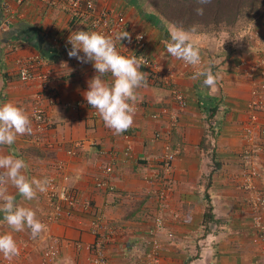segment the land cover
Returning a JSON list of instances; mask_svg holds the SVG:
<instances>
[{
  "label": "crops",
  "instance_id": "obj_1",
  "mask_svg": "<svg viewBox=\"0 0 264 264\" xmlns=\"http://www.w3.org/2000/svg\"><path fill=\"white\" fill-rule=\"evenodd\" d=\"M3 1L12 8L9 29L2 24ZM86 2L93 10L108 7L126 15L131 29L118 38L127 48L123 57L99 47L89 18H74L40 0H0V164L5 175L0 184V264H91L86 246L95 240L88 224L93 216L105 225L103 252L112 264H132L152 238L160 244L158 264H264V243L255 241L239 159L249 89L264 88L263 79L250 80L236 66L241 59L256 58L255 39L242 41L221 61H208L207 67L202 63L200 69L207 71L195 75L180 67L179 52L199 57L201 46L213 50L218 41L208 33L176 29L145 0H84V6ZM259 28L264 41V23ZM136 31L145 34V52L159 68L177 72L185 108L166 86L142 74L133 56L137 52L128 43ZM26 60L45 73L54 96L51 105L42 100L49 124L39 133L32 119L38 82H23L18 74ZM115 84L123 87V102L112 106L110 117H92L93 109L112 105ZM129 107L133 111L127 114ZM157 131L163 133L159 140ZM77 141L84 143L75 146ZM166 142L177 155L171 181L159 195L161 181L144 177L165 176L161 158ZM59 163L68 176L64 182L55 171ZM49 177L80 201H89L91 210L49 200ZM102 178L113 184L112 190L97 185ZM254 181L264 189V174ZM208 203L213 218L204 222ZM53 214L35 231L25 220L29 215L43 221ZM156 219L162 227L151 234ZM51 246L59 249L53 258L47 256Z\"/></svg>",
  "mask_w": 264,
  "mask_h": 264
},
{
  "label": "built area",
  "instance_id": "obj_2",
  "mask_svg": "<svg viewBox=\"0 0 264 264\" xmlns=\"http://www.w3.org/2000/svg\"><path fill=\"white\" fill-rule=\"evenodd\" d=\"M21 3L23 0H16ZM46 6L60 7L67 11L72 17L77 19L89 18V26L94 33L95 40L99 47L105 50L109 55L115 57H123L127 48L118 42L119 34L122 32H129V21L123 13H114L111 8L105 7L99 10H93L90 2H86L84 6V0H40ZM3 19L2 24L5 29H9L12 25L11 14L12 8L7 1L2 2ZM129 45L136 51L133 52V56L136 57V63L139 67L147 68L145 75L153 73L154 79L162 81L163 85L169 89L172 99L181 108L187 106V99L183 91L178 87L176 83L177 72L173 67H166L160 69L157 61L152 59L146 52V36L141 31H136L131 36V40H128ZM256 46V58L251 62L246 59H241L238 62L237 68L241 70L244 76L250 80L263 79L264 80V41L261 40ZM175 47H180V43H175ZM180 67L184 70H190L195 75L201 73V59L198 56H193L185 52H179ZM33 60H26L20 64L18 69L19 79L23 82L37 81L39 86V92L36 96V101L32 107V119L34 121V129L36 132H42L49 120L47 114L42 105V100H45L49 105L53 104L54 96L51 88L50 81L46 77L45 73L37 72L33 69ZM150 71V72H149ZM153 81V80H152ZM124 90L119 84H115L111 91V106H103L101 109L96 108L92 111V117L103 116L104 118L110 117L112 114V106L119 105L124 100ZM132 108L126 109V113H132ZM163 133L157 131L154 134L155 139H160ZM125 139L129 138V134L123 135ZM244 147L242 148L239 159L244 166L242 172V188L246 190L248 195V203L253 210L252 216V228L255 233V241H262L264 243V189L259 187L254 181L255 177H259L264 174V88L263 86H253L249 89L248 98V113L246 124L243 129ZM84 141H77L75 146H81ZM124 155H129V150H124ZM177 155V151L172 149L166 142L163 145V155L161 158V166L164 175L161 180L155 177H144L146 182L152 180L161 181V185L157 188L159 195H162L165 191L168 183H170V173L172 171V163ZM261 158V165L258 159ZM255 163V164H254ZM259 167L257 170L256 168ZM56 173L62 179V182L68 179V176L63 173V165L59 163L56 165ZM5 180L2 166L0 164V184ZM61 182V183H62ZM58 183L53 177L47 179V190L45 195L51 201H56L69 207H80L82 210L90 211L91 204L89 201H80L73 191L68 190L64 185ZM97 185L104 186L106 189L112 190L113 184L107 181L105 178L97 179ZM54 214L49 215L43 221H34V219L26 215L25 220L29 224V229L35 231L38 228L46 225L47 221L54 219ZM88 224L91 232L95 235V240L91 244L86 246V249L92 253L90 258L91 264H112L107 259L103 252V237L105 225L95 216L88 220ZM162 227V221L156 219L154 228H151V234H155L154 230H159ZM171 236V234H169ZM75 246L80 248L82 244L80 241L75 242ZM160 244L152 238L150 247L147 251L141 253L132 264H158L160 257ZM59 253V249L55 246L48 248L47 256L50 258L56 257ZM4 264H13L12 260L4 261Z\"/></svg>",
  "mask_w": 264,
  "mask_h": 264
},
{
  "label": "trees",
  "instance_id": "obj_3",
  "mask_svg": "<svg viewBox=\"0 0 264 264\" xmlns=\"http://www.w3.org/2000/svg\"><path fill=\"white\" fill-rule=\"evenodd\" d=\"M145 2L165 23L186 32L235 28L244 19H252L254 16L264 18V0H145ZM201 28L203 30H200ZM140 70L145 74L147 68L140 67ZM145 77L147 80H153V83L163 85L161 80L153 78L151 72ZM214 109L216 110L215 106L210 109L208 117L215 112ZM211 211L212 207L208 203L203 216L204 222L213 218Z\"/></svg>",
  "mask_w": 264,
  "mask_h": 264
},
{
  "label": "rangeland",
  "instance_id": "obj_4",
  "mask_svg": "<svg viewBox=\"0 0 264 264\" xmlns=\"http://www.w3.org/2000/svg\"><path fill=\"white\" fill-rule=\"evenodd\" d=\"M262 23H264L263 17L254 16L252 19H244L240 21L235 28H219L212 31H205L201 28L200 30L203 31L200 32L208 33L215 39V41H218L217 45L213 44V50H208L205 46H201L200 49H203L204 51L199 55V57H201L203 65L207 67L208 61L210 65L212 61H221L220 58L222 56H229L233 52L237 51L236 49H240L238 48L239 43L244 40L255 39L257 46V43L261 41L260 37H262V32L259 28ZM201 71L206 72L207 69L205 70V68H202Z\"/></svg>",
  "mask_w": 264,
  "mask_h": 264
}]
</instances>
